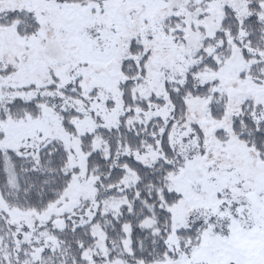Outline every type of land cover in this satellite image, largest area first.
Masks as SVG:
<instances>
[{
	"label": "snow or ice",
	"instance_id": "obj_1",
	"mask_svg": "<svg viewBox=\"0 0 264 264\" xmlns=\"http://www.w3.org/2000/svg\"><path fill=\"white\" fill-rule=\"evenodd\" d=\"M0 264H264V0H0Z\"/></svg>",
	"mask_w": 264,
	"mask_h": 264
}]
</instances>
